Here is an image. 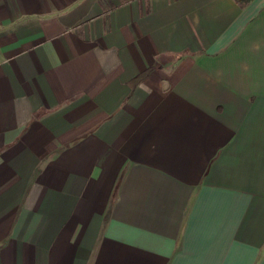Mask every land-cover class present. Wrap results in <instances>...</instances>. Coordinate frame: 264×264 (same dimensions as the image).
Returning <instances> with one entry per match:
<instances>
[{"label":"crops","instance_id":"0c3cea01","mask_svg":"<svg viewBox=\"0 0 264 264\" xmlns=\"http://www.w3.org/2000/svg\"><path fill=\"white\" fill-rule=\"evenodd\" d=\"M0 264H264V0H0Z\"/></svg>","mask_w":264,"mask_h":264},{"label":"trees","instance_id":"16d2710c","mask_svg":"<svg viewBox=\"0 0 264 264\" xmlns=\"http://www.w3.org/2000/svg\"><path fill=\"white\" fill-rule=\"evenodd\" d=\"M248 0H239V2L243 5L247 2Z\"/></svg>","mask_w":264,"mask_h":264}]
</instances>
